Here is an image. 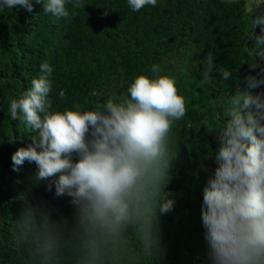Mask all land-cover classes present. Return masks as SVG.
Returning <instances> with one entry per match:
<instances>
[{"label": "clouds", "instance_id": "9594fccd", "mask_svg": "<svg viewBox=\"0 0 264 264\" xmlns=\"http://www.w3.org/2000/svg\"><path fill=\"white\" fill-rule=\"evenodd\" d=\"M39 4L56 18L70 15L66 4L82 0H0V11ZM134 12L155 7L157 0H127ZM107 10L104 15H107ZM259 26L261 34L254 35ZM248 73L229 91L224 118L215 129V167L203 187L200 217L209 264H264V14L249 21ZM241 64V65H242ZM40 75L19 98L9 101L12 121L34 133L12 156L14 170L35 164V183H45L57 198H67L71 219L54 220L46 207L24 201L16 221L15 244L26 264H59L71 251L75 264H125L139 255L155 264L164 256L159 217L173 210L165 192L177 154L172 149L175 122L187 114L175 80L138 75L127 95L82 111L80 105L52 111V66L40 64ZM214 71L229 81L232 72L215 69L208 55L202 83ZM255 73V74H253ZM61 100L65 92L58 93Z\"/></svg>", "mask_w": 264, "mask_h": 264}, {"label": "trees", "instance_id": "16d2710c", "mask_svg": "<svg viewBox=\"0 0 264 264\" xmlns=\"http://www.w3.org/2000/svg\"><path fill=\"white\" fill-rule=\"evenodd\" d=\"M82 3L75 15L66 4L67 18L45 14L35 3L32 12L0 11V264H26V253L14 239L25 200L46 207L54 220H70L73 211L67 198L54 196V188L49 192L45 183L34 182V163L25 161L16 171L12 161L34 133L10 119L9 101L31 87L45 62L52 66V111L74 105L94 110L109 98L123 97L134 77L157 75L151 72L153 64L160 66L158 75L175 80L187 114L171 132L177 157L164 191L175 204L171 212L157 213L164 256L155 264H209L200 217L202 190L215 167V129L224 118L228 93L243 87L237 81L248 73L242 62L254 44L248 39L249 21L264 14V0L251 9L245 0H157L155 7L138 12L127 0ZM259 34L257 26L254 35ZM209 54L216 70L232 72L231 80L214 71L210 83L201 82ZM60 90L66 94L63 100ZM251 91H264V85ZM138 257L125 264H151ZM59 264H75L72 252H65Z\"/></svg>", "mask_w": 264, "mask_h": 264}, {"label": "rangeland", "instance_id": "374dc122", "mask_svg": "<svg viewBox=\"0 0 264 264\" xmlns=\"http://www.w3.org/2000/svg\"><path fill=\"white\" fill-rule=\"evenodd\" d=\"M247 9H251L259 4V0H245Z\"/></svg>", "mask_w": 264, "mask_h": 264}]
</instances>
